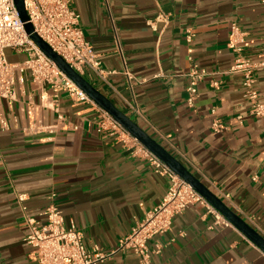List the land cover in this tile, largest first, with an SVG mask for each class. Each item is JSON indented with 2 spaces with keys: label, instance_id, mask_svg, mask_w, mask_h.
Returning <instances> with one entry per match:
<instances>
[{
  "label": "crops",
  "instance_id": "0c3cea01",
  "mask_svg": "<svg viewBox=\"0 0 264 264\" xmlns=\"http://www.w3.org/2000/svg\"><path fill=\"white\" fill-rule=\"evenodd\" d=\"M72 7L81 15V26L103 68L120 72L91 83L264 236V121L248 115L242 75L227 73L235 59L227 45L233 21L247 32L246 56L262 58L261 3L72 0ZM115 33L134 77L145 80L133 90L121 73L124 64ZM190 53L213 73L200 83L194 107L187 103L186 90ZM160 72L163 75L155 77ZM211 79L220 81V87L213 88ZM256 79L264 101V68L256 71ZM17 90L16 100H3L11 127H0V264H39L24 241L16 191L27 193L30 213L41 220L49 195L56 193L65 224L73 222L82 231L87 247L114 249L145 211L161 201L170 179L114 137L100 135L93 123L89 126L96 106L74 103L65 92L60 94L61 111L79 128L24 133L22 127L38 117L51 125L55 113L41 106V92L30 77ZM126 100L136 101L149 123L132 114ZM214 107L217 117L230 124L221 133L211 130ZM238 114L244 115L241 123L235 119ZM204 214L202 205H192L173 218L169 231L151 239V248L156 241L163 244L153 264H264V251L237 227L209 229L214 216ZM98 264H138V256L125 251Z\"/></svg>",
  "mask_w": 264,
  "mask_h": 264
},
{
  "label": "built area",
  "instance_id": "2783aa9c",
  "mask_svg": "<svg viewBox=\"0 0 264 264\" xmlns=\"http://www.w3.org/2000/svg\"><path fill=\"white\" fill-rule=\"evenodd\" d=\"M107 2V0H105ZM264 10V0H258ZM25 9L34 31L58 53L76 72L91 82L94 78L107 81L109 75L120 73L117 70L103 68L99 55L95 52L91 42L85 35L81 26V15L72 7V0H24ZM24 22L21 21L14 0H0V127L9 130L11 125L7 118L3 100L14 101L18 98V84H24L27 77L40 90L41 106L54 111L55 118L51 125H45L38 117L22 130L26 134H34L42 130H68L79 128L72 123L61 111L60 94L65 92L74 103L89 102L96 106L97 115L90 126L95 125L96 131L103 137H114L128 148L135 157L146 160L154 171L170 179V186L161 201L153 208L145 211L144 217L136 221L131 231L120 239L118 245L111 250L102 249L99 245L87 247L84 235L72 222L66 225L62 210L55 202L56 193H51L49 202L42 215L45 220L32 215L27 206V193L16 191L23 222L26 227L24 241L32 246L30 256L39 264H98L111 259L115 254L132 251L138 256V264H153V257L160 255L163 244L155 242L153 248L149 241L156 235L164 234L172 227L173 218L183 213L188 207L199 204L205 208V214H212L214 222L208 228L215 225L233 226L215 206H213L202 194L194 189L188 182L176 174L164 161L149 150L142 142L124 128L110 113L98 106L71 78H69L57 64L47 56L27 33ZM228 47L234 52L235 59L227 73H240L243 77L242 86L244 97L249 103L248 115L264 121V101L259 98L256 88V71L264 68V52L259 61H253L245 54L247 46V32L238 22L230 25ZM192 35L188 36L191 40ZM116 49L121 55L124 67L122 74L126 78L129 88L143 83L138 81L127 66L120 37L115 33ZM11 47L18 52H25V60L8 62L4 50ZM190 66L186 72L187 103L194 107L199 96V85L213 73L201 67L189 55ZM162 72L155 77H161ZM213 88L220 87V81L211 79ZM135 99V98H134ZM129 111L148 122L143 110L134 100H126ZM215 116L211 130L213 133H221L229 128L228 123L217 117V109L210 111ZM241 123L244 115L235 116ZM17 122V118L14 117ZM149 123V122H148ZM231 123V122H230ZM152 128L156 130L153 126ZM264 155V151H263ZM254 180L257 176H254ZM227 198L228 193H223ZM143 205V204H140Z\"/></svg>",
  "mask_w": 264,
  "mask_h": 264
},
{
  "label": "water",
  "instance_id": "95a60500",
  "mask_svg": "<svg viewBox=\"0 0 264 264\" xmlns=\"http://www.w3.org/2000/svg\"><path fill=\"white\" fill-rule=\"evenodd\" d=\"M19 17L24 22L27 33L35 43L49 56L57 66L71 78L98 106L110 113L124 128L142 142L149 150L164 161L176 174L188 182L215 206L230 222L247 238L264 251V236L253 226L235 213L219 196L202 182L188 167H186L165 146L144 130L138 122L118 108L112 100L96 88L90 81L76 72L58 53H56L35 31L29 22L24 0H14Z\"/></svg>",
  "mask_w": 264,
  "mask_h": 264
},
{
  "label": "rangeland",
  "instance_id": "374dc122",
  "mask_svg": "<svg viewBox=\"0 0 264 264\" xmlns=\"http://www.w3.org/2000/svg\"><path fill=\"white\" fill-rule=\"evenodd\" d=\"M4 52L8 62L22 61L25 60L27 57V54L25 52H18L11 47H7Z\"/></svg>",
  "mask_w": 264,
  "mask_h": 264
}]
</instances>
